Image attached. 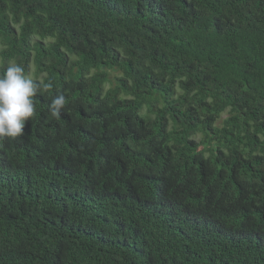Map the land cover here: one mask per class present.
<instances>
[{"label": "trees", "instance_id": "obj_1", "mask_svg": "<svg viewBox=\"0 0 264 264\" xmlns=\"http://www.w3.org/2000/svg\"><path fill=\"white\" fill-rule=\"evenodd\" d=\"M13 60L0 264H264V0H0Z\"/></svg>", "mask_w": 264, "mask_h": 264}, {"label": "clouds", "instance_id": "obj_2", "mask_svg": "<svg viewBox=\"0 0 264 264\" xmlns=\"http://www.w3.org/2000/svg\"><path fill=\"white\" fill-rule=\"evenodd\" d=\"M39 88L40 85L25 74L23 66L9 61L0 75V139H16L24 134L25 124L35 112L32 98ZM65 103L64 94L55 96L49 105L51 116L59 117Z\"/></svg>", "mask_w": 264, "mask_h": 264}]
</instances>
